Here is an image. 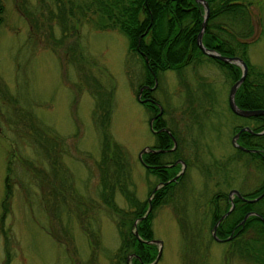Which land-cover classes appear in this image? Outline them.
<instances>
[{"label":"rangeland","instance_id":"obj_1","mask_svg":"<svg viewBox=\"0 0 264 264\" xmlns=\"http://www.w3.org/2000/svg\"><path fill=\"white\" fill-rule=\"evenodd\" d=\"M37 1L27 0V3L35 7ZM240 1L251 3L249 8L254 23L253 42L247 58L264 71V0ZM3 3L5 10L0 24V264H91L92 260L96 264H113L119 238L114 219L100 204L96 167L100 135L92 118L95 99L76 63L65 58L64 52L68 44L77 40L70 36L62 46L51 45L31 33L29 23L17 9V0H3ZM60 34L54 26V36L60 38ZM77 43V50L85 60L83 72L93 75L104 87L114 88L110 135L128 156L136 196L140 201L148 199L155 178L146 172L138 153L144 147H152L155 136L149 126L150 114L137 100L135 92L144 74L143 63L136 54L129 53L126 37L116 30L102 31L83 25ZM183 74L185 84L173 70L161 73L153 96L167 109L163 115L167 127L176 133L182 132L181 142L185 140L181 155L188 158L190 165L186 167L185 190L179 204L186 206L189 219L197 230L200 229L202 243L207 244L205 258L199 264H254L231 254L228 242L210 240V224L202 218L203 212L209 209L208 198L218 188L225 194L235 189L243 196L264 188V165L240 156L225 166L231 180L223 185H216V175L214 180L213 174L210 173L209 178L204 174V168L209 166L206 163L211 164V171L216 170L211 159H222L226 164V160L236 156L237 147L232 144L234 129L243 127L245 121L233 117L228 110L231 79L221 66L202 58L196 67H186ZM200 81L212 89L213 98L205 102L212 116L195 123L191 120L195 116L193 112L186 110L185 85L194 92ZM28 113L41 127L53 130L48 129L49 139L57 137L58 159L70 178L72 190L65 197L74 204L70 205V210L62 208L61 219L44 206L42 188L32 172V168L45 169L50 187L52 158L39 148L32 133L21 122L20 115ZM190 125L195 132L203 129V134L196 135L187 129ZM189 139L191 142L197 140L194 149L188 148ZM194 151L198 156L192 155ZM8 185L11 188L9 210L3 215L2 203ZM261 199L260 209L264 211V198ZM81 200L88 209L82 216L73 212L75 203L81 204ZM116 201L120 207H127L120 195L116 196ZM151 226L153 239L162 242L156 244L157 249L161 246V254L154 264H184L183 254L189 248L183 252L185 246L174 206L164 204L157 208ZM63 236L68 237L62 239ZM93 238L97 239V248L90 242Z\"/></svg>","mask_w":264,"mask_h":264},{"label":"trees","instance_id":"obj_2","mask_svg":"<svg viewBox=\"0 0 264 264\" xmlns=\"http://www.w3.org/2000/svg\"><path fill=\"white\" fill-rule=\"evenodd\" d=\"M206 1L209 12L202 35L204 46L216 50L221 55L238 56L244 60L248 70L244 80L236 90L235 102L243 109H264V71L252 65L247 58L248 48L253 42L254 31V23L249 8L251 3L240 0ZM16 6L29 23L31 33L41 36L51 45L62 46L64 40L70 36H74L78 41L79 30L83 25L92 26L96 30H116L122 33L127 39L129 53L136 54L143 63L144 74L137 89H135L137 94L142 86H154L155 78L159 82L160 74L167 70H173L185 84L184 69L188 66L196 67L202 58L221 66L231 79V85L241 75L239 66L208 57L198 47L196 37L201 30L205 10L203 5L196 0H38L35 7H30L27 0H17ZM4 10L3 0H0V24L3 21ZM54 26L60 30V38L54 36ZM77 41L68 44L64 48V52L65 58L76 63L81 78L95 99L92 118L100 135V154L96 162L100 204L114 219L119 238L113 264H128L127 258L129 256L131 257L130 264H148L155 259L158 252L156 244H149L143 240L153 239L151 226L153 213L164 204L174 206L185 246L183 252L186 247L189 248L183 254L184 264L202 263L207 244L202 243L204 239L199 236L200 229L197 230L194 222L189 219L186 214V206L179 204L185 190L183 183L186 174L177 177L174 181L170 180L176 175L180 167L179 164L146 171L155 178V183L150 188L148 196L158 182L170 181L154 192L151 199V211L145 218L137 222L136 229L142 240L137 239L134 235L133 223L137 218L144 215L148 208V201L147 199L140 201L136 196L128 156L125 149L112 140L110 135L109 125L114 104V88L104 87L93 75L89 73L86 75L83 72L82 63L85 60L82 53L77 50L79 47ZM199 79L201 78L199 77ZM185 86L188 97L186 110H190L195 115L191 117V120L196 123L199 119H210L212 116L211 109L205 103L206 99L211 101L213 98L210 85L201 81L198 82L194 95L193 89L189 85ZM3 94L5 95L4 92ZM141 97L153 98L154 100L153 89L144 88ZM154 101L157 104L151 101L142 103L150 114L149 119L153 115H157L159 111L158 105L160 103L157 100ZM163 108L162 116H157L153 120L152 126L155 129L167 127L166 120L163 118L167 109ZM228 110L233 117L245 121L243 126H249L256 132L264 129V114L239 117L232 113L229 106ZM28 114L20 115L21 122L32 133L39 148L52 158L50 187L48 186L49 175L45 169L32 168V172L42 188L44 206L48 210L51 209L56 217L61 219L62 208L65 207V209L70 210V205L74 204H71L65 197V194L72 190L70 178H68V172L64 168L63 162L58 159L57 149L59 146L55 140L57 137L51 141L48 136V129L50 128L41 127L35 121V117ZM239 128L236 126L234 133ZM169 130L179 145L175 151L168 154L172 157L171 164L177 156H180L186 164L190 165L187 157L177 153L181 147L179 136L172 128ZM154 136L155 147L170 148L173 144L171 137L166 132H160ZM238 142L248 149H258V152L242 151L235 148L236 156L226 160V164L222 159H211L210 162L213 163L216 170L211 171V164L206 163L205 165L210 167L204 168V174L208 178L210 173L213 174L212 179L216 175V185L230 182L226 165L237 160L240 156L258 160L264 165V134L255 135L244 131L240 133ZM194 155L198 156L195 151ZM160 157H162L161 152L142 155L143 160L147 163H163L158 160ZM180 185L182 187H179ZM263 191L264 188H260L256 193L245 196L246 198H253ZM117 195L125 200L126 208L118 205ZM10 196L11 188L8 185L5 200L2 203L3 215L9 210L8 199ZM262 200L248 202L235 197L233 210L220 221L216 230L220 238H226L232 234L231 239L225 241L230 245L228 251H231V254H236L245 262L254 264H264L263 221L259 216L250 215L243 225L239 223L248 212H255L264 218V211L260 209ZM79 202L81 204L75 203L73 212L79 213L80 216L87 214L88 209L84 206L86 204L82 200ZM207 204L209 209L203 212L204 217L202 219L208 220L210 240H213L211 236L212 227L227 211L230 203L227 194L218 188L208 198ZM66 237L68 236L61 238L66 239ZM90 242L96 248L98 247L97 239L93 238V241L90 240ZM90 263L96 264L93 260Z\"/></svg>","mask_w":264,"mask_h":264},{"label":"water","instance_id":"obj_3","mask_svg":"<svg viewBox=\"0 0 264 264\" xmlns=\"http://www.w3.org/2000/svg\"><path fill=\"white\" fill-rule=\"evenodd\" d=\"M197 2L201 3L204 7V10H205V13H204V18H203V21H202V25H201V30L200 32L197 34V37H196V41H197V45L198 47L200 48V50L205 54L207 55L208 57H211V58H215L219 61H222V62H227V63H233L237 66H239L241 68V75L240 77L231 85L230 89H229V93H228V104H229V107H230V110L237 116H240V117H251V116H255V115H260V114H264V109H243V108H240L236 102H235V93H236V90L237 88L240 86V84L242 83V81L244 80L246 74H247V70H248V67L246 65V63L244 62V60L238 56H224V55H221L220 53H218L216 50H213V49H209V48H206L202 42V35H203V32H204V28H205V25H206V20H207V17H208V12H209V7H208V3L206 0H196ZM157 85V81H156V78H155V83H154V86L152 87H149V86H142L140 87L139 91H138V94H137V100L140 101V102H145V101H151L153 103H156L153 99H142L141 98V95H142V91L144 88H149V89H154ZM157 104V103H156ZM159 107V111L157 113V115H155V117L151 118L150 121H149V126H150V129L152 132H158L156 131L152 124H153V120L154 118H156L157 116H159L161 113H162V107L160 105H158ZM248 132V133H253L255 135H262L264 134V129L261 130V131H253L250 127L248 126H244V127H241L232 137V144L237 147L238 149L240 150H243V151H250V152H258V149H248L242 145H240L238 142H237V139L240 135L241 132ZM173 139V142H174V146L172 148H174L176 146V141L174 138ZM147 152H159V150H154L152 149L151 147H144L139 153H138V158H139V161L141 163H144V160L142 158V154L144 153H147ZM181 162V161H180ZM182 163V168L181 170L177 173L176 176H174L173 178H171L170 180L171 181H174L176 180V178L180 175H182L184 173V168H185V163L184 162H181ZM170 180L166 181V182H160L158 184H156V186L152 189V192L150 193L147 201H148V208L145 212L144 215H142L141 217L137 218L134 223H133V233L134 235L137 237V239L139 240H142L138 234V231L136 229V224L139 220H142L143 218H145L148 213L150 212L151 210V199H152V196L154 194V192L159 189L160 187H162L163 185L167 184ZM233 194H235L239 199H242V200H245V201H248V202H256L258 200H260L262 197H264V191L262 193H260L259 195H257L256 197H253V198H246L245 196L241 195L239 193V191L233 189L229 192V198H230V203H231V206L229 207L228 211L225 212L217 221L216 223L214 224V226L212 227V230H211V234L213 236V238L216 240V241H226L228 239L231 238V235L228 237V239H222V238H218L217 234H216V230H217V227H218V224L220 223V221L229 214L230 210L234 207V203L232 201V196ZM250 215H256V216H259L262 221H263V224H264V218L255 213V212H248L245 214L244 218L241 220V222L239 223L240 225H243L246 218ZM145 241L146 243H151V244H161L162 242L160 240H156V239H152V240H143ZM161 254V246L159 245L158 246V252H157V255L154 259L153 262L151 263H148V264H154L157 262L159 256ZM130 256L127 258V263H129L130 261Z\"/></svg>","mask_w":264,"mask_h":264},{"label":"flooded vegetation","instance_id":"obj_4","mask_svg":"<svg viewBox=\"0 0 264 264\" xmlns=\"http://www.w3.org/2000/svg\"><path fill=\"white\" fill-rule=\"evenodd\" d=\"M142 98V97H141ZM143 99H153V98H143ZM155 100V99H154ZM149 101V100H148ZM162 107V106H161ZM163 107H162V113L159 115V116H162V114H163ZM153 117H155L154 115L151 117V118H153ZM155 129V128H154ZM187 129H189V130H191V131H194L193 130V126L192 125H190L189 127H187ZM156 131H158V130H160V131H158V132H153L154 134H157V133H160V132H166L170 137H171V139L172 138H174L175 139V141H176V146L174 147V148H172L173 146H174V142H173V139H172V142H173V144H172V146L169 148V147H167V148H159V147H155V145H153L151 148L152 149H154V150H159V152H147V154L148 153H152V154H156V153H162V157H160V159H158L160 162H163V163H147V162H145L144 161V163H142L143 164V166L146 168V171L147 170H153V169H155V168H166V167H169V166H171V165H176V164H179L180 165V167H179V169H178V171H177V173L181 170V168H182V163L181 162H184L183 161V159L180 157V156H177L175 159H174V161H173V164H171L172 162H171V160L170 159H167V157H170V156H168V154H170L172 151H175L178 147H179V145H178V141L176 140V138L172 135V133L170 132V130H169V128L168 127H161L160 129H155ZM195 132V131H194ZM203 129L201 130V131H199V132H195V134L196 135H202L203 133ZM181 133L182 132H177V135L179 136V139L181 140L183 137L181 136ZM236 133V132H235ZM234 133V134H235ZM190 135H191V133H190ZM186 137H187V135H185L184 136V139H186ZM185 141V140H184ZM181 142V145L182 144H185V142ZM239 141V137H238V139H237V142ZM196 142H197V140L195 139L194 141H190V139H189V146H188V148L191 150V149H194V147L193 146H197L196 145ZM239 143V142H238ZM193 147V148H192ZM181 151H182V146L180 147V150L179 151H177V153H178V155L180 154L181 155ZM192 155L194 156V153L192 152ZM170 158H172V157H170ZM181 161V162H180ZM185 163V162H184ZM186 167H187V164L185 163V168H184V173L182 174V175H180V176H183L184 174H185V171H186ZM177 173H176V175H177ZM175 175V176H176ZM179 177V176H178ZM177 179V178H176ZM162 182H166V181H162ZM158 183H160V182H158ZM157 183V184H158ZM156 186V185H155ZM154 186V187H155ZM164 186V185H163ZM153 187V188H154ZM152 188V189H153ZM151 192H152V190H151ZM241 194V193H240ZM227 196H228V198H229V193L227 194ZM235 197H237L235 194H233V196H232V201L234 200V198ZM238 198V197H237ZM229 203H230V198H229ZM234 203V202H233Z\"/></svg>","mask_w":264,"mask_h":264}]
</instances>
